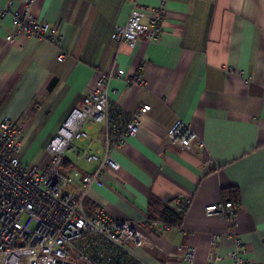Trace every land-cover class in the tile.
Here are the masks:
<instances>
[{
    "label": "crops",
    "instance_id": "1",
    "mask_svg": "<svg viewBox=\"0 0 264 264\" xmlns=\"http://www.w3.org/2000/svg\"><path fill=\"white\" fill-rule=\"evenodd\" d=\"M24 1L0 0V8L11 9L0 18V121L24 128L20 162L35 165L46 154L44 167L47 144L81 107L99 72L122 69V77L108 82L111 117L119 125L118 116L129 118L144 104L150 109L137 133L110 150L119 168L88 189L86 213L103 207L111 216L143 220L151 198L170 204L189 197L180 226L149 236L151 248L131 245L133 253L145 264H165L177 260L175 246L182 244L195 249L200 264L209 250L222 256L217 264H232L230 220L203 208L235 189L236 230L247 256L264 264V0H165L164 6L160 0H35L36 20L53 24L59 38L8 39L12 12ZM132 1L163 8L158 41L140 34L130 47L112 39ZM138 73L143 88L126 85ZM177 119L195 130L202 148L165 142ZM85 129L101 147L104 124ZM79 169L90 172L94 165L80 161ZM212 233L220 237L211 246Z\"/></svg>",
    "mask_w": 264,
    "mask_h": 264
},
{
    "label": "built area",
    "instance_id": "2",
    "mask_svg": "<svg viewBox=\"0 0 264 264\" xmlns=\"http://www.w3.org/2000/svg\"><path fill=\"white\" fill-rule=\"evenodd\" d=\"M35 0H25L21 11L12 12L13 32L22 37L33 35L51 42L59 38L57 28L46 21H37L32 13ZM165 0H160L164 6ZM133 7L125 24H117L112 39L133 47L140 34L158 41L162 33L163 8ZM0 8V18L10 11ZM64 52L57 59L61 61ZM122 69L99 72V76L84 96L80 108H73L57 133L46 146L48 163L39 170L36 165L20 162L24 128L12 120L0 121V264H145L133 253L135 247H149V236L156 237L173 225L164 220H133L111 216L103 207L91 214L84 209L88 189L102 185L107 170H117L119 164L111 157L113 147L122 148L125 137L135 135L141 118L150 106L142 105L127 118L111 117L108 99V82L112 76L122 77ZM126 85L143 88L142 73L125 79ZM117 117V116H116ZM104 124V132L96 146L85 126ZM99 141V139H98ZM165 142L182 148L203 147L198 134L181 119L168 128ZM69 154V155H68ZM93 164L90 172L81 171L79 162ZM192 204V199L176 198L170 207L182 217ZM238 202L223 197L204 206L205 214L228 217L232 247L226 256L232 264H262L247 256L245 244L236 230L235 212ZM180 226V225H178ZM147 228L149 230H147ZM151 232V234L148 233ZM220 233H212L210 245ZM176 261L165 264H200L195 249L190 245L175 246ZM175 253H170L173 256ZM222 256L208 251L206 264H217Z\"/></svg>",
    "mask_w": 264,
    "mask_h": 264
},
{
    "label": "trees",
    "instance_id": "3",
    "mask_svg": "<svg viewBox=\"0 0 264 264\" xmlns=\"http://www.w3.org/2000/svg\"><path fill=\"white\" fill-rule=\"evenodd\" d=\"M223 197H229L234 200L237 198V192L235 189H226L223 191ZM86 204H88V201L85 198L84 206ZM149 209H151V214L148 220L159 219L167 221L173 226L180 225L182 216L172 209L169 204H164L157 199L151 198L149 201Z\"/></svg>",
    "mask_w": 264,
    "mask_h": 264
},
{
    "label": "rangeland",
    "instance_id": "4",
    "mask_svg": "<svg viewBox=\"0 0 264 264\" xmlns=\"http://www.w3.org/2000/svg\"><path fill=\"white\" fill-rule=\"evenodd\" d=\"M43 152H46V151H43ZM38 153H41V152H38ZM45 159H46V154L45 155H42L41 158L35 162V165L37 166V168L39 170L42 169L43 164L45 163L43 160H45Z\"/></svg>",
    "mask_w": 264,
    "mask_h": 264
}]
</instances>
